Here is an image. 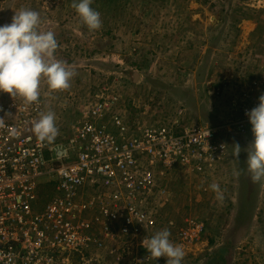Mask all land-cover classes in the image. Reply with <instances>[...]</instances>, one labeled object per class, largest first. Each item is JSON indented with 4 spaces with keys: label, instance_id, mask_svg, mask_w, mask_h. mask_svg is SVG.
Wrapping results in <instances>:
<instances>
[{
    "label": "rangeland",
    "instance_id": "374dc122",
    "mask_svg": "<svg viewBox=\"0 0 264 264\" xmlns=\"http://www.w3.org/2000/svg\"><path fill=\"white\" fill-rule=\"evenodd\" d=\"M71 3L0 0V25L21 8L37 11L40 30L55 33V57L76 72L65 94L41 82L40 93H49L55 113L56 138L68 134L79 105L103 85L120 95L128 123H166L178 106L190 123H221L238 84L264 72V0H92L101 14L98 30L83 25ZM229 136L228 164L218 176L174 178L169 186L164 218L173 222L166 226L170 240L176 243L177 227L187 217L205 226L203 243L184 248L181 264H207L221 246L223 264H264V182L244 184L247 141ZM235 143L242 149L237 162L231 156ZM39 180L44 204L51 195L49 178ZM212 183L219 184L223 201Z\"/></svg>",
    "mask_w": 264,
    "mask_h": 264
},
{
    "label": "built area",
    "instance_id": "2783aa9c",
    "mask_svg": "<svg viewBox=\"0 0 264 264\" xmlns=\"http://www.w3.org/2000/svg\"><path fill=\"white\" fill-rule=\"evenodd\" d=\"M238 86L226 120L212 126L188 122L181 107L163 124L128 123L120 95L103 85L79 105L68 134L50 143L32 131L51 111L49 93L28 104L0 92V264H153L141 241L172 228L164 218L171 181L215 178L226 136L253 139L245 113L264 93V72ZM43 177L51 188L44 204ZM204 231L187 217L176 238L193 247Z\"/></svg>",
    "mask_w": 264,
    "mask_h": 264
},
{
    "label": "clouds",
    "instance_id": "9594fccd",
    "mask_svg": "<svg viewBox=\"0 0 264 264\" xmlns=\"http://www.w3.org/2000/svg\"><path fill=\"white\" fill-rule=\"evenodd\" d=\"M91 4L92 0H72L70 6L83 25L89 30H98L102 27L101 14ZM40 24L37 11L21 8L14 12L10 23L0 25V92L20 97L28 104L39 100L42 81L51 91H63L70 88L76 75L73 68L55 57L59 47L55 33L40 30ZM245 115L253 136L244 149L246 171L253 183H261L264 182V93L258 97V105ZM3 124V118H0V127ZM32 131L39 141L53 142L59 134L55 113H40L33 121ZM232 146L231 156L237 162L242 149L238 143ZM240 174L239 169L234 172L237 178ZM209 187L216 193V199L223 201L219 184L212 183ZM170 236L171 232L165 227L144 238L141 245L154 260L165 257L166 264H181L185 251L181 245L173 243Z\"/></svg>",
    "mask_w": 264,
    "mask_h": 264
},
{
    "label": "trees",
    "instance_id": "16d2710c",
    "mask_svg": "<svg viewBox=\"0 0 264 264\" xmlns=\"http://www.w3.org/2000/svg\"><path fill=\"white\" fill-rule=\"evenodd\" d=\"M182 108V107H181ZM203 123H205V122H203ZM208 123L210 124V125H212V126H216V125H218V124H220V123H217V122H211V121H208ZM227 137H231L232 138V136H226V138L225 139H227ZM237 137V136H236ZM234 139V138H233ZM235 141L236 140H238V138L237 139H234ZM241 155V154H240ZM239 155V159L241 158V156ZM246 180H245V178H244V184H247V185H250V184H252L253 185V182L251 181V179H250V176H249V174L247 173V171H246ZM249 194H250V192H249ZM204 235H205V233L203 234V237H204ZM145 253H147L146 251H144ZM225 252V249L224 248H221V249H219V250H216V251H214V253H213V256L210 258V259H208V263L207 264H213V263H211L212 261H215L216 259H218V263L219 264H223L224 263V260H223V253ZM214 257H218V258H214ZM152 263H154V259H152Z\"/></svg>",
    "mask_w": 264,
    "mask_h": 264
},
{
    "label": "crops",
    "instance_id": "0c3cea01",
    "mask_svg": "<svg viewBox=\"0 0 264 264\" xmlns=\"http://www.w3.org/2000/svg\"><path fill=\"white\" fill-rule=\"evenodd\" d=\"M134 79H135V78H134ZM178 107H181V106H178ZM227 164H228V158H227V156H225L224 159H223V161H222V163L220 164V166L222 167V165H223V166L225 167ZM170 198H171V197H169V199H170ZM164 212H165V209H164ZM187 216H191V215L185 213V216H184V217H187ZM176 229H177V228H176ZM176 229H175V230H176ZM175 241H176L175 244H179V245H181V246L183 247V249H184V248H192V247H187V246L184 247L181 243H179V242L177 241V239H175ZM201 242L203 243V241H201ZM202 243H201V244H202ZM199 244H200V243H199ZM199 244H197V245H199ZM221 248H224V249H225V247H222V246H221V247H219V248L217 247V248L215 249V251H216V250H219V249H221ZM214 258H218V257H214ZM163 259H164L163 257H162V258H156V259L154 260V264H155V262H156V264H162V263H163ZM161 262H162V263H161ZM211 263H213V264H219V263H218V259H216L215 261H212Z\"/></svg>",
    "mask_w": 264,
    "mask_h": 264
},
{
    "label": "bare ground",
    "instance_id": "6f19581e",
    "mask_svg": "<svg viewBox=\"0 0 264 264\" xmlns=\"http://www.w3.org/2000/svg\"><path fill=\"white\" fill-rule=\"evenodd\" d=\"M177 228H179V227H177Z\"/></svg>",
    "mask_w": 264,
    "mask_h": 264
},
{
    "label": "water",
    "instance_id": "95a60500",
    "mask_svg": "<svg viewBox=\"0 0 264 264\" xmlns=\"http://www.w3.org/2000/svg\"><path fill=\"white\" fill-rule=\"evenodd\" d=\"M135 75V74H134Z\"/></svg>",
    "mask_w": 264,
    "mask_h": 264
}]
</instances>
